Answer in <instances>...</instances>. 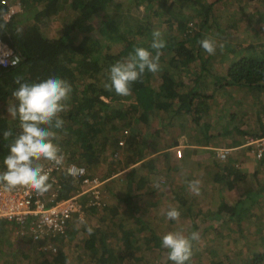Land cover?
I'll return each instance as SVG.
<instances>
[{"label": "trees", "instance_id": "16d2710c", "mask_svg": "<svg viewBox=\"0 0 264 264\" xmlns=\"http://www.w3.org/2000/svg\"><path fill=\"white\" fill-rule=\"evenodd\" d=\"M3 1L0 0V38L16 51L19 62L9 68H0V161L7 155L9 144L20 131L19 120L13 119L8 112V108L15 103L12 92L18 86L15 83L16 78L38 80L48 75H58L72 85V93L67 101L68 107L61 113L65 121L64 128L58 131L57 137L65 161L84 166L91 177L97 176L96 171L100 166L109 163L119 164L118 162L123 161V169L133 167L131 171L125 172L128 191L122 202L125 203L126 210L121 212L118 207L108 205L104 195V191L110 188L108 185L103 187L100 206L90 204L88 196L83 197L85 213H88V217L92 215L100 220L99 223L93 229L89 226L81 230L79 227L85 225L86 222L83 221L85 217L73 218L67 225L65 233L53 239L56 251L51 250L50 253L56 252V255L44 259L42 264H66L68 256L61 250L62 244L67 239L75 240L79 234L81 239L74 248L79 252L76 257L78 261L88 264L172 263L168 259L167 250L161 246L159 234L141 218L136 217V209L140 208L136 200H141L142 203L145 199L147 206L146 201L156 193V190L150 188L151 180L140 176V170H145V166L152 172L155 170L156 159L151 158L143 163L142 161L163 146L164 148L171 146L164 143L157 147L153 143L154 137H160L161 129H171L172 136L176 135L172 138L173 146L178 145L176 141L181 135H187L192 139L198 133L202 136L197 140L198 142L209 143L212 138L215 139L211 133L217 124L221 125L223 132L220 137H223L236 127L232 125L233 127L227 130L225 128L227 124H234L238 117L242 118L237 121L246 120L248 111L245 115V111H240L239 107L232 112L220 107L218 122L215 124L211 119L215 113L207 110L210 106L208 101L214 107H219L220 101L217 100L219 97L216 93H220L222 89H225V92L236 90L241 94H244V91L248 92L250 97L247 99L248 102H252V107L258 106L255 116L258 117L260 129L245 136L262 137L264 135V44L244 41L236 45L232 44L230 51L226 53L229 54L230 60L226 74L214 75L210 73L208 66L215 55H208L205 58L199 49L198 54H195L192 45L199 43L204 33H209L212 23L217 21L214 6L220 0L213 2L144 0L143 13L138 8L141 1L136 7L134 6V11L128 7L124 12L122 9L119 10V3L116 0H10L8 2L11 5L18 4L22 10L14 14L9 21L4 18L9 5H4ZM130 4L133 5L134 2ZM160 10L164 13H160ZM190 10L197 12L195 17H192L193 13ZM99 13L102 20L94 21L95 15ZM163 16H166V19L162 24L168 25V33L162 36L166 46L161 49L160 73L157 72L155 76V73L146 72L131 85L130 94L126 96L105 87L109 83L110 65L127 57L136 47L151 50L152 33L156 25L154 21ZM141 18H145V21L141 22ZM194 18L199 20L193 25L197 28L195 31L189 26V22L193 23ZM261 29L259 33L263 31V28ZM206 30L208 32H205ZM184 33L185 39L179 37ZM113 46L116 51H112ZM182 71L185 75L189 74L190 82L187 79L183 81ZM177 75L179 79L175 78ZM208 76L216 78V89H213L215 93L211 91L209 94L207 91L211 89L201 87ZM154 81L158 86H155ZM242 99L243 97L236 98V100ZM123 100H129L130 103L120 105ZM202 104L206 106L205 109ZM204 110L206 116L202 115ZM159 112L161 113L159 125L150 126L153 123V116ZM202 120H204L203 125ZM176 126L181 127H177V132L174 133ZM148 127L151 130H147ZM196 127H199V132L196 131ZM5 131L12 132L13 136L5 138L2 135ZM121 141L125 142L124 146H120ZM216 160L214 166L217 171L212 178V187L214 184L226 182L227 190H234L238 185L245 184L247 177L245 170L236 166L237 164L232 160L224 163H219L223 162L219 159ZM258 164L259 169L256 167V170L260 172L264 165V156ZM168 171L173 172L172 168ZM118 172L113 171L110 173L112 175L103 178L109 179ZM137 177L134 188L132 185ZM179 177L178 175L176 178ZM59 180L61 189L58 199L68 198L76 193L77 183L72 178L61 176ZM171 186L169 190H172L173 196L170 205L193 222L187 235L192 232L199 233V239L193 244L206 238L208 233L214 232L216 227L213 223L224 216L227 222L237 221L240 224L243 216L255 207L257 200L264 198V182L260 181L248 187L244 196L234 205L223 201L216 211L206 207L207 204L205 207L197 206L198 201L197 205L195 203L193 206L196 212L191 216L193 200L188 198V194L176 192L173 189L174 181ZM101 211L107 214L103 213L98 218ZM121 216L128 217L127 219L131 221L133 226L130 229L124 226V219ZM198 219H202L203 226H198L201 224H197ZM177 221L179 220H171V223ZM143 226L145 229H142ZM137 227L144 231L136 232ZM89 228L93 230L91 233L88 231ZM4 233L13 234L12 224L0 220V237L4 236ZM140 234L143 236L141 237ZM143 243L151 249V253L158 250L162 259L166 258V261H147L140 256L138 253ZM3 246L4 243L0 245V254L6 251ZM194 251L197 252L187 264H193L194 259L197 258L199 252L195 249ZM252 251L250 264H264V249ZM4 264L10 262L6 261Z\"/></svg>", "mask_w": 264, "mask_h": 264}, {"label": "rangeland", "instance_id": "374dc122", "mask_svg": "<svg viewBox=\"0 0 264 264\" xmlns=\"http://www.w3.org/2000/svg\"><path fill=\"white\" fill-rule=\"evenodd\" d=\"M116 1L117 3H119V10L122 9V11L124 12L127 11L128 7H131L129 9L134 11V6L136 7L138 2L141 1L138 8L142 13L145 12L144 0ZM208 1L213 2L214 0ZM131 2H134V4H130ZM114 8H116V6ZM214 9L217 21L212 23V28H209V33H204L203 36V38L208 37L213 39L216 44L215 52L214 54H211L215 56L213 57V59H211L208 68L211 74L225 75L226 67L230 65L229 54L226 55V53L227 51H230L229 48L231 49L232 44L236 45L238 42L241 41H244L246 43L255 42L258 44H264V26L262 27V25L264 24V0H220L219 3L214 6ZM162 10H160V13H164ZM190 12L193 13L191 14L192 17H195L197 12L194 13L191 10ZM101 18V13L96 14L94 21H98L99 19L101 21ZM164 19H166V16H163V18L161 17V19L158 18L157 21H154V24L156 25L153 29V31H160L162 36L167 35L168 33V25L166 23L162 24V22H164ZM158 20L160 22H158ZM140 21L144 22L145 18H141ZM196 22H199L198 18H194L193 23L189 22V26L194 31L197 29L193 26ZM261 28H263V31L259 33V30ZM205 32H208V30H206ZM189 33L191 34V31H189ZM184 36L185 33L181 36L179 35V37H182V39H185ZM189 37H186V39H188ZM192 49L194 50L193 52L195 54H198L197 51L199 49V51H201V53L205 55V58L209 55L205 50L201 48L199 43L193 44ZM112 51H116V48L114 46L112 48ZM157 72L155 73V76H157ZM182 74L184 76L183 81H186L187 79V81L190 82L189 74L185 75L184 71H182ZM175 78L179 79L178 75L175 76ZM216 82L217 81L214 76H208L206 77L201 87L205 89H211L207 91L209 94H211V91H214L213 89H216ZM154 84L155 86H158L156 81H154ZM216 95L219 97V99H217L220 101L218 104L219 107L215 106V108L213 104L208 101V103H210V106L207 109L210 113H215L211 118L212 120H214L215 124L216 122H218V116L220 115V107L223 109L225 108L228 112H232L235 108L237 109L239 107L240 111H245V115L248 111V116L246 117V120L237 121L239 118H242L238 117L234 124L229 123L225 126L227 130L229 129V127H233L232 125L236 126L238 129L235 127V129L232 130L231 133L227 134L226 136L220 137L223 130L221 129V125L218 126L217 124L215 126V130L211 133L212 136L215 137L216 143L222 145V148L218 149H232L228 158L225 161L219 163L230 162L232 160L234 161V163L237 164L236 166H239L241 169L246 171L244 173L247 174V177L244 181L245 184L238 185L237 188H235L234 190H227L226 182L214 184V187H212V178L217 171L215 166H207L206 170H203V173H198L202 176H199L194 173L196 176L192 177L196 178L195 180H199L201 182V185H199V193L197 194L191 190H189V192L187 193H185V191L181 192V194H188V198L193 200L192 209L195 203L197 205L198 201L199 203L197 206L200 205L201 207H205L207 204L206 207L213 209V211H216L221 202L223 201L234 205L239 199L244 196L248 187L259 183L260 181L264 182V165L261 168L260 172L259 170H254V166H256L255 164L258 163L259 159H257L253 155L250 148L245 147V145L251 138L246 137L245 135L250 132H256L258 129H260V125L257 122L258 117L255 116L256 109L258 108V106L252 107V102H248L247 99H250V97H248L247 91L246 93L244 91V94H241L236 90H227V92H225V89H222V91H220V93H216ZM242 97V100H236V98L240 99ZM128 103H130L129 100H123L120 105H128ZM232 103H236L237 105H232ZM202 105L203 109H205L206 106L204 104ZM204 113L205 110L202 115L206 116V114ZM239 116H241V114ZM159 117H161V113H155L152 118L153 123L150 126L156 124L159 125ZM204 120L201 121L202 125L204 124ZM225 121L230 122L229 120ZM166 122H168V120ZM176 123H178V121H176ZM177 127L181 126H176V129H174V133L177 132ZM149 128L150 127H148L147 130H151ZM198 128L199 127H196L197 132H199ZM161 130L162 131L160 137H154V139H152L153 143H155L157 147L163 145L164 143L173 145L174 142H172V138H174L176 135L172 136L171 129ZM193 137L199 140L202 136H199L198 133L196 136ZM142 140H144V138H142ZM203 143L204 142H202V144ZM224 143L226 144L225 146L223 145ZM163 149L164 146L159 150ZM152 155L153 154L147 156L145 158V161L151 159ZM214 157L215 159H218L216 154H214ZM107 158H109V156H107ZM152 159L154 158L152 157ZM118 163L119 164H117V162L115 164L109 163L105 166H100L96 171V175L99 177H104L107 175L110 176L112 175L110 174L111 172L119 171L113 177H109L110 180L105 185H108L110 188L104 191V195L108 205L118 207L119 211L124 212L126 208L125 203L122 201L124 200V197L128 191V184L125 180V172L131 170L130 167L127 169H123V161ZM176 167L178 168V166ZM256 167L259 169L258 164ZM154 168L155 170L153 172L150 171L149 167L147 166H145V171L140 170V176L147 177L149 180H151L152 185L150 188L151 190H156V193L152 196V198L146 201V203L148 202L147 206H145V199L142 203L141 200H136V204H139V207L141 208H139L138 210L136 209V217L141 218L144 223L151 226L154 232H157L159 234L160 238L168 232L178 230L183 231L184 234L187 235L193 225L191 219H189V217L185 218V216L180 213V216L182 218H180L179 216V221H177L176 223H171V220L166 217V213L170 207H174L170 205L172 203L171 198L173 194L172 190H169V187L173 184V181L175 184L179 181L180 178L179 177L174 180L173 175L176 173L180 175L181 173V180L187 182V184L188 181L192 179L182 171L176 172L175 170H173V172L170 173L167 167H165V165H163L161 161H158V163L155 164ZM137 180L138 177L133 183L134 185H132V187H136ZM260 201L257 200L255 207L251 208L248 211L247 215L243 216L244 218L240 220V224L237 221L227 222L226 216L222 217L218 221H215L213 225L216 227V230L214 232L212 231L208 233V235H206V238H203L193 244L191 258L194 257L195 252H197L194 251V249L198 250L199 252V254H197V258L194 259L193 264H250V262L252 261V250H256L259 248L264 249V198ZM195 212L193 209L191 216H193ZM103 213L105 215L107 214L105 213V211H101L98 215V218L103 215ZM87 214L88 213H85L83 216V218L85 217L83 221L84 223H86L84 226H82V224L79 227L81 230L83 227L88 228L89 226H92L93 229L100 221L95 219L92 215L88 217ZM122 218L124 219V226L130 229L133 226L131 221L127 219L128 217L123 216ZM201 222L202 219H198L197 224ZM198 226H203V223L199 224ZM144 227L145 226H143L142 229H145ZM135 231L143 232L144 230L138 229L137 227ZM140 235L141 237L143 236V234ZM0 239V245L4 243L3 249L6 250L4 254H0V264H4L6 263V261H9L10 264H42L44 259L50 258V256L52 255H56V252L51 254L49 250L41 251V249L34 242L29 240L28 238H20V236H17L16 234L14 235L10 233H4V236H1ZM79 239H81V234H79V236L75 240H64L62 244L63 247L61 250H63L64 253L68 256V261L66 264H88L87 262L78 261L76 259L77 254L79 252H77L74 248L75 245L79 243ZM11 249L13 250L11 251ZM140 249L141 250L138 254L146 258L147 261H166V258L162 259L158 250H155L154 253H151V249L146 247L145 243L142 244Z\"/></svg>", "mask_w": 264, "mask_h": 264}, {"label": "clouds", "instance_id": "9594fccd", "mask_svg": "<svg viewBox=\"0 0 264 264\" xmlns=\"http://www.w3.org/2000/svg\"><path fill=\"white\" fill-rule=\"evenodd\" d=\"M203 50L214 54L216 44L211 38L199 41ZM166 46L160 31H153L151 50L136 47L127 57L109 66V83L105 87L119 95H128L131 85L146 72L160 69L161 49ZM19 59L14 61L18 63ZM18 85L12 92L15 103L8 108L9 115L19 120L20 131L8 146V153L0 161V186L12 191L27 186L38 195H44L53 186L52 178L42 161L59 164L62 161L61 147L57 142L58 131L64 128L61 113L65 112L72 93V85L58 75H48L38 80H23L17 77ZM13 136L10 131L2 134ZM199 180L188 181L189 189L199 193ZM180 211L170 207L166 213L169 220H177ZM91 233L92 229H88ZM199 239L198 232L185 235L183 231H171L161 237V246L167 250L172 264H187L192 256L193 242Z\"/></svg>", "mask_w": 264, "mask_h": 264}, {"label": "built area", "instance_id": "2783aa9c", "mask_svg": "<svg viewBox=\"0 0 264 264\" xmlns=\"http://www.w3.org/2000/svg\"><path fill=\"white\" fill-rule=\"evenodd\" d=\"M8 1L10 0L3 1L4 5H9V10L4 15L6 21L22 10L20 5H11ZM17 59L16 51L0 38V68H9L15 65L14 61ZM124 145L125 142L121 141L120 146ZM182 147L179 145L175 148L176 156L179 158H182L183 155ZM245 147L250 148L257 159H262L264 156V135L257 138L251 137ZM231 151V148L216 149L214 154L220 161H225ZM42 163L50 173L52 188L44 195H38L27 186H19L12 191L0 186V220L12 224L14 235L28 238L41 251H56L53 239L65 233L67 225L73 218H83L85 214L86 206H84L82 198L88 196L90 204L100 206L103 187L110 179L99 176L91 177L84 166L67 163L64 157L59 164L52 161ZM61 176L72 178L77 183L76 193L64 199H58Z\"/></svg>", "mask_w": 264, "mask_h": 264}, {"label": "crops", "instance_id": "0c3cea01", "mask_svg": "<svg viewBox=\"0 0 264 264\" xmlns=\"http://www.w3.org/2000/svg\"><path fill=\"white\" fill-rule=\"evenodd\" d=\"M176 142L178 143L177 146L179 145L183 146L182 158L176 156L175 148L177 146H173L174 144L169 146L168 148H164L163 150H159L153 153L151 158L153 157L155 159L156 157V163H158V161H161L163 165L167 167V169L172 168V170H175L176 172L182 171L186 173L187 176L191 177L192 180L196 176L195 174L202 176L201 174L198 173L201 172L203 173V170L205 171L207 166H214V163L217 162V160L214 157L213 151L218 148H222V145L217 144L216 140L213 138L209 141V143L202 144L200 143V141L198 142L196 138L191 139L187 135H181L179 138H177ZM223 145L225 146L226 144L224 143ZM143 162H145V159L142 161V163ZM257 164L255 165L257 166ZM176 166H178V168ZM256 166H254L255 167L254 170H256ZM131 169L132 166L130 167V170ZM177 176L178 173L173 175L174 178H176ZM179 176H180L179 181L174 184L173 189H175V191L179 193L184 191L185 193L189 192L190 189L187 182L181 180V173Z\"/></svg>", "mask_w": 264, "mask_h": 264}]
</instances>
